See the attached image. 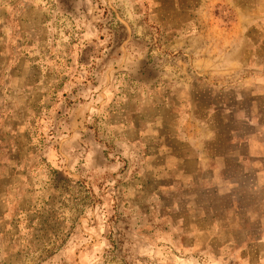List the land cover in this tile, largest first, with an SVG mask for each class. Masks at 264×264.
Returning a JSON list of instances; mask_svg holds the SVG:
<instances>
[{
    "label": "clouds",
    "instance_id": "1",
    "mask_svg": "<svg viewBox=\"0 0 264 264\" xmlns=\"http://www.w3.org/2000/svg\"><path fill=\"white\" fill-rule=\"evenodd\" d=\"M0 264H264V0H0Z\"/></svg>",
    "mask_w": 264,
    "mask_h": 264
}]
</instances>
